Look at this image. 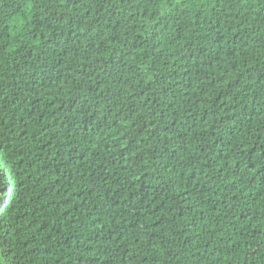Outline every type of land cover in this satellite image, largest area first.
<instances>
[{"label": "trees", "instance_id": "obj_1", "mask_svg": "<svg viewBox=\"0 0 264 264\" xmlns=\"http://www.w3.org/2000/svg\"><path fill=\"white\" fill-rule=\"evenodd\" d=\"M0 264H264V0H0Z\"/></svg>", "mask_w": 264, "mask_h": 264}]
</instances>
